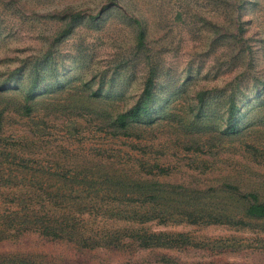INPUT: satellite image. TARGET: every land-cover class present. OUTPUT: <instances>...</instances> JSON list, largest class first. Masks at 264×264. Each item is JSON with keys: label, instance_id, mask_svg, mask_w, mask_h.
<instances>
[{"label": "rangeland", "instance_id": "rangeland-1", "mask_svg": "<svg viewBox=\"0 0 264 264\" xmlns=\"http://www.w3.org/2000/svg\"><path fill=\"white\" fill-rule=\"evenodd\" d=\"M0 81V264H264V218L183 216L264 199V0H0Z\"/></svg>", "mask_w": 264, "mask_h": 264}, {"label": "trees", "instance_id": "trees-1", "mask_svg": "<svg viewBox=\"0 0 264 264\" xmlns=\"http://www.w3.org/2000/svg\"><path fill=\"white\" fill-rule=\"evenodd\" d=\"M61 15L66 17V21L62 27L58 30V34L62 35L69 31L74 24V20L78 19L82 15L79 11H72L70 7H66L61 11ZM19 67L15 68L17 70ZM35 80V78L33 79ZM2 82L0 81V89H2ZM35 81H33L34 83ZM153 78L148 75L146 78L144 87L138 99L125 109L119 111L115 116V122L119 128H125L128 124L142 116L149 115L150 105L149 99L152 93ZM32 88L24 94V105L28 107V100L33 96ZM227 107V112L224 118V125L221 131L225 134H234L237 132V121L238 117L235 115L233 105L231 101ZM224 184V183H223ZM232 194L231 196L236 198L237 204L242 205V211H231L226 209H219L215 211L211 210H193L183 213L186 218L197 221V220H209L211 222L224 221L230 224H245V218H264V199H260L258 194L254 191L242 192L239 191L236 186L228 183ZM225 185V184H224ZM226 186V185H225ZM228 187V186H226ZM161 216V215H160ZM164 217V216H163ZM138 241L142 245L149 244H172L175 240L167 237L164 232H142L137 235ZM32 264V263H30Z\"/></svg>", "mask_w": 264, "mask_h": 264}]
</instances>
